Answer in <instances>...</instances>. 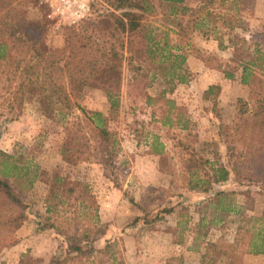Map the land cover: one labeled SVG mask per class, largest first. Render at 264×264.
I'll return each mask as SVG.
<instances>
[{
	"label": "rangeland",
	"instance_id": "1",
	"mask_svg": "<svg viewBox=\"0 0 264 264\" xmlns=\"http://www.w3.org/2000/svg\"><path fill=\"white\" fill-rule=\"evenodd\" d=\"M218 1L214 0V4ZM168 6L166 4L164 8ZM179 6L186 8L182 16H176L177 23L182 21V39L226 60L231 48L221 31L208 30L203 35L197 28L185 30H190L193 23L198 24L203 16L204 2L184 0L177 4V10ZM160 7L154 5L157 10ZM226 8L227 5H222L221 11H227ZM40 12L38 2L30 1L25 5L28 20L40 18ZM109 12L107 8L103 15ZM236 13L240 20L233 33L243 34L252 40L264 39V0H252L247 6L239 7ZM161 17L157 14L145 16L142 21L144 28L140 27L139 35L144 36L145 29L153 32L159 27L162 36L168 33L166 30L172 28L173 21H163ZM166 18L169 19L168 16ZM97 19L90 17L70 26L46 24L43 48L60 47L65 29L90 28ZM153 34L159 36L157 32ZM168 35L173 44L177 36L171 32ZM218 41L221 46H218ZM143 42L131 52V63L127 62L128 53L124 51L121 66L112 71H101L77 98V103L87 111L107 114L108 129L117 142L115 167L107 170L94 159L75 165L64 163L59 155L63 136L61 118L39 114L32 93H25L18 103L13 97L14 85L7 86L5 75L0 72V150L27 157L31 160V171L36 165L31 189L23 194L27 206L22 219L0 228V264H51L69 253V244L63 237L41 225L42 198L55 173L78 179L87 187L95 198L99 219L105 224V231L84 240L82 247L95 250L114 240L111 253L114 252L122 264H164L171 255H180L183 264H202L200 252L206 241L222 236L230 243L238 221L251 225L253 216L264 210L257 194L258 188L247 185L243 180L238 183L233 176L213 184L207 192L187 186L188 180L192 179L189 172L196 171L198 176H202L206 170V165H201L196 158L226 164L227 161L231 163L235 155L239 156L238 148L228 149V145L222 142L217 127L230 123L236 100L246 98V88L236 79L224 78L220 71L199 63L190 48L177 50L171 47L161 52L164 57L168 52L170 56L183 54L185 60L178 69L171 66V57L160 61L155 57L149 71H135L136 66H142L145 55ZM210 85L213 88L206 93ZM106 91L117 99V105L111 111ZM160 93L176 103L181 116L178 122L163 124L160 121L166 106L163 100L159 103L145 102V95L157 96ZM170 118L174 121L176 117L172 113ZM152 136L162 143L166 155L158 157L150 152ZM29 148L33 151L26 155ZM219 191L231 192L219 203L231 208L230 211L216 209V204L211 203L210 199ZM134 202L141 204L146 213ZM163 208L169 211L163 212ZM179 212H184L185 223L181 225V241L177 243L179 231L175 221ZM248 219L251 220L249 223ZM251 262L264 264V255L244 253L242 263ZM109 263V256H99L88 262L76 258L73 264ZM207 264L229 262L213 253Z\"/></svg>",
	"mask_w": 264,
	"mask_h": 264
},
{
	"label": "trees",
	"instance_id": "2",
	"mask_svg": "<svg viewBox=\"0 0 264 264\" xmlns=\"http://www.w3.org/2000/svg\"><path fill=\"white\" fill-rule=\"evenodd\" d=\"M30 1L38 2L42 11L40 18L32 21L25 16V5ZM104 1L109 14L96 15L98 19L90 28L65 29L61 46L46 50L43 48L45 27L53 21L45 17V9L39 0H0V72L5 75L7 86L14 85L13 97L18 103L25 93H32L39 114L46 117L58 115L61 118L63 136L59 155L64 163L75 165L94 159L107 170L108 167H115L117 154V142L108 129L107 114L97 110L87 111L77 103V98L101 71L120 67L124 51L128 53L127 62L131 63V52L142 40L145 55L142 66H136L135 71H149L153 58L156 57L158 61L163 58L161 52L166 46L161 47L157 56L147 47L145 37L139 35L143 18L155 13L151 0ZM202 1V18L198 24L193 23L190 30H185L197 28L203 35L208 30L221 31L231 52L226 60H221L217 54L197 46L190 45V49L207 68L220 71L224 78L236 79L246 88V98L236 100L230 123L217 127L222 142L228 145V149L233 146L238 148L239 156L235 155L234 160L226 164L196 158L201 165H206V170L202 176H198L196 171L189 172L192 179L188 180L187 186L207 192L213 184L233 176L238 183L243 180L247 185L256 186L264 204V39L252 40L243 34L233 33L240 20L237 9L247 6L252 0H219L217 4H214V0ZM222 5H227V11H221ZM180 24L177 23L178 26ZM218 43L221 46V42ZM169 56L168 53L165 57ZM182 61L176 55L170 61L171 66L179 68ZM212 88V85L208 86L205 92ZM105 97L111 111L116 107L117 99L109 91L105 92ZM159 100L166 105L160 121L163 124L178 122L181 116L172 98H165L162 93L157 96L145 95L147 103H159ZM172 113L176 117L174 121L170 118ZM149 147L150 152L158 157L166 155L156 136H152ZM31 151L32 148H29L26 155H30ZM30 164L31 160L22 154L0 150V228L20 221L24 215L27 202L23 194L31 189L36 177V165L32 164L31 171ZM229 193L215 192L210 201L216 204V209L230 211L231 208L219 204ZM129 201L133 203L131 198ZM42 203L41 225L54 230L69 244V253L51 264H73L76 258L88 262L99 256H109V264H122L114 252L111 253L114 240L95 250L82 247L84 240L102 234L106 228L99 219L94 196L80 180L62 173L53 174ZM134 205L146 213L141 204L134 202ZM168 211L163 208V212ZM183 213L179 212L176 216L175 227L179 231L177 243L181 241V225L185 223ZM241 221L237 222L230 243L222 236L204 243L200 252L202 264H207L213 253L224 257L229 264H243L244 253L264 255V210L260 215L253 216L251 225H244ZM250 221L248 219L247 222ZM202 225L204 227L205 224ZM164 264H183V260L180 255H171Z\"/></svg>",
	"mask_w": 264,
	"mask_h": 264
},
{
	"label": "crops",
	"instance_id": "3",
	"mask_svg": "<svg viewBox=\"0 0 264 264\" xmlns=\"http://www.w3.org/2000/svg\"><path fill=\"white\" fill-rule=\"evenodd\" d=\"M154 2L156 3V4H154L155 6H161L160 9H158V10L155 9V13L154 14L162 16L160 19L163 20V21H164V19H166L165 21H173L172 24H171L172 28L167 29L166 31L168 33L171 32L172 34H174V36H177V38H176V40H174V42L172 44L170 42V38H169L168 33L165 32L164 36H162V33L161 34L159 33V31L161 29L160 27L156 28L153 32L152 31H148V30L145 29L144 30V34H143L145 39H146L145 43H147V47L148 48L153 50V54L159 55L160 51H161L160 49H161V47L163 48V46H166L165 49L166 48L175 47L177 50L182 49V48L183 49L184 48H190V45H194V46H197L199 48L198 45L192 44V42H190L189 40L182 39L183 38V36H182L183 29H181L182 28V24H180L178 26L177 22H176L177 21V17L176 16L177 15L178 16H182L183 15V11L185 12V10H186L185 7H180V6H179V9L177 10V4H182L184 2V0H158V1L154 0ZM166 4L169 5L167 9L164 8V6H166ZM167 16L169 17V19L166 18ZM178 21H180V23L182 22L181 20H178ZM141 26H143V28H144V23H142ZM154 32H157L159 34V36L156 37V35L153 34ZM165 49H163V51ZM188 50H190V49H188ZM211 53H213V52H211ZM164 55L166 56V54H164ZM176 55L178 56V58L181 57L183 60H185V57H184L183 54H174L172 56H169V58L171 57L170 61H172V59ZM164 58H166V57L163 56V59ZM169 58H167V59H169ZM195 58L197 60H199L198 61L199 63L203 64L202 61L200 59H198L196 56H195ZM182 62H184V61H182ZM212 70H214V69H212ZM250 264H254V263L251 262Z\"/></svg>",
	"mask_w": 264,
	"mask_h": 264
},
{
	"label": "built area",
	"instance_id": "4",
	"mask_svg": "<svg viewBox=\"0 0 264 264\" xmlns=\"http://www.w3.org/2000/svg\"><path fill=\"white\" fill-rule=\"evenodd\" d=\"M45 9V17L59 24L74 25L78 21L95 17L107 11L104 0H39Z\"/></svg>",
	"mask_w": 264,
	"mask_h": 264
}]
</instances>
